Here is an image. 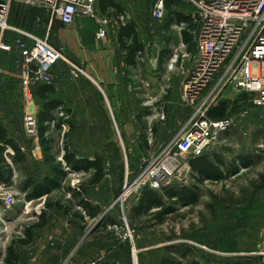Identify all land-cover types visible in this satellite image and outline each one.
I'll list each match as a JSON object with an SVG mask.
<instances>
[{
  "label": "rangeland",
  "instance_id": "rangeland-1",
  "mask_svg": "<svg viewBox=\"0 0 264 264\" xmlns=\"http://www.w3.org/2000/svg\"><path fill=\"white\" fill-rule=\"evenodd\" d=\"M152 2L120 1L125 19L141 26L140 34L143 33L144 42L145 29H150L152 23ZM190 10L188 5L180 8L182 13H189ZM155 29L159 47L155 50L161 48V40L167 39L176 59L169 60L164 66L160 63L152 66L151 53H146L138 73L122 75L123 88L115 95L95 86L85 70L77 67L79 65L75 62L77 66L68 60L50 67L57 98L63 103V109H59L56 116L63 124L60 130L51 128L46 148L40 146L39 140L35 145L24 137L20 83L8 80L16 88L17 84L19 86L17 92H11L12 101L8 93L0 94L5 105L0 108V124L6 121L10 136L23 148L27 171L18 166L11 186L0 184V264L10 245L21 261L25 256L40 254L45 256L47 264H63L72 249L75 240L64 244L60 238L66 234V228L60 225L64 222L62 212L51 211L48 213V225L43 229H34L32 226L38 223L37 217L43 211V200L26 202L21 193L27 175L40 181L50 175L52 167L63 166L61 156L64 146L78 158L102 157L106 177L101 185L89 188L84 186L86 175L69 174L61 183L64 191L55 195L60 197L65 194L68 201L70 195L65 190L83 186L84 197L100 205L105 213L97 233H103V238L111 236L110 241L116 246L128 247L132 264L135 261L136 264H158L161 257L169 259L170 264H189L193 261L198 264H264V107L253 105V97L242 92L227 95L210 109V118L231 117L235 121V127L228 131V136L221 138V144L207 151V155L218 154L226 163L234 164L231 175L221 182H206L199 186V199L193 206L179 208L170 202L168 205H173L174 212L163 223L151 221L139 225V229H130L134 235L133 243H121L113 233L103 229L109 214L117 217L120 213L116 220L120 223L122 215L119 204L113 203L114 198L135 181L144 168V161L155 158L190 116V111L182 106L180 100L179 30L172 28L163 38L158 32L160 25H156ZM47 42L50 46L54 44L53 39ZM76 68L81 73L75 72ZM11 85L8 88H14ZM133 93H139L141 100L116 103L115 96L128 97ZM239 157L249 160L252 165L244 168L239 161H235ZM193 184L190 171L183 165L181 172L166 187H190ZM6 196L12 200L10 207H6ZM132 200L126 201L125 210L133 203ZM99 218L87 220L83 227L85 231L81 234L86 233ZM65 221L69 224V220ZM69 225L79 231L78 223ZM27 228H30L34 241L29 246H20L17 241L23 239ZM165 245L169 253L163 256L168 251ZM59 253L60 258H56Z\"/></svg>",
  "mask_w": 264,
  "mask_h": 264
},
{
  "label": "built area",
  "instance_id": "built-area-1",
  "mask_svg": "<svg viewBox=\"0 0 264 264\" xmlns=\"http://www.w3.org/2000/svg\"><path fill=\"white\" fill-rule=\"evenodd\" d=\"M0 2V30L7 29L10 5L20 3L45 10L64 26L77 19L95 18L97 28L95 40L106 48L109 43V28L118 29L125 17L115 21L98 17L96 0H3ZM190 10L191 27L186 30L190 43L180 42L178 69L182 76L181 104L190 111L182 129L162 147L160 153L148 161L135 181L123 189L115 204H119L122 217L120 223L107 226L121 243H133L134 235L126 217V201L138 200L142 190L161 191L170 180L179 174L182 166L190 171L189 159L207 153L211 147L221 144V136L235 127L231 117L221 120L209 118L210 109L227 95L242 92L253 97V105L264 107V0H182ZM165 14L164 0H154L151 16L162 23ZM32 45L16 40L24 75L23 95L30 97V87L37 84H53L50 67L65 59L62 49H55L47 39L29 37ZM10 48L0 41V52ZM171 59H176L172 56ZM177 63V61H175ZM81 73L79 69H75ZM1 116V110H0ZM24 137L38 141L39 123L37 115L26 111L21 121ZM53 128V125L51 126ZM6 207L12 205L5 197ZM83 264H95L86 262Z\"/></svg>",
  "mask_w": 264,
  "mask_h": 264
},
{
  "label": "crops",
  "instance_id": "crops-1",
  "mask_svg": "<svg viewBox=\"0 0 264 264\" xmlns=\"http://www.w3.org/2000/svg\"><path fill=\"white\" fill-rule=\"evenodd\" d=\"M114 1L118 5H120L122 10L124 9L123 5L120 3V1H123V0H114ZM153 3H154V0L152 2V5ZM152 5L150 8V18H151L152 23H151L150 29L149 28L145 29V35H146L145 42H144L143 33L141 32L142 35L140 34V30L142 29L141 26L137 22H132L135 25V30L138 34L139 42L143 45V50L141 53H138L137 55L136 66L127 67L124 63V53L119 49L118 44L116 42V35H117L118 29L113 30L111 27L108 29L109 30V34H108L109 43L106 48H102L97 44L95 40L97 19L95 18L77 19L73 24L69 26H64L60 23V21L53 19L51 15L43 9H40L38 7H29V6L20 4V3L13 2L10 5L8 17H7V27L8 28L5 29L4 31L0 30V41L4 45L10 48L9 52H0V74H1L0 94L8 93L12 101L14 98L12 97L11 92L13 90H16L19 85L15 81V84H17V88H16L15 86L11 85L9 81L11 80L13 82L14 80L19 81L20 96L23 101V108L21 109L20 112L24 113L26 111H29V112H32L38 115L41 109L42 102L34 96V92L36 91V88L38 86H47V85L37 84L33 87H30L29 89L30 97L28 99L24 97L23 85H22V81H20V74H22V77H23L24 69L22 67V62H21L19 52L16 48V40H22L23 42L29 45H32L33 41H31L29 38L32 36L40 40L42 39L52 40L53 39L54 44L52 47H54L55 49H62L65 55V59L67 61L69 60L75 66H77L76 64H78L79 66L77 67L84 69L86 75L92 79V82L95 84V86L101 88L102 90L106 91L109 94L111 93L115 95V93L118 90H121V88H123L122 75H124L125 73H127V75H130V73L132 74L138 73L139 70L142 68L143 56H145L146 53L148 52L151 53L150 64L152 66H155V65L157 66L159 63V56H160L161 51L165 50L166 48L170 50L169 48L170 43L167 39L161 40V44H160L161 48L155 50L156 48H159L157 46L158 38H156L155 36V34H157V31H156L157 29H155V26L160 25V29H158V32H160L164 36L163 38L167 37V34L170 32V30H165V27H164L166 23V10H165L164 19L162 23L161 24L157 23L156 21H154V19L151 16ZM96 12H97L98 17L104 18V16L100 15L97 6H96ZM122 14L125 15L124 10ZM184 14L187 15L188 13H184ZM106 18L110 19L112 22L116 20V18H113V17L112 18L106 17ZM186 26L188 27V25ZM179 27L180 25L173 26L172 28L179 29ZM181 32L182 31H179L180 33L179 42L184 43L181 37ZM171 58L169 57L167 60H165L162 66H164L167 62H169ZM8 77L10 78L8 79ZM10 85L14 88H11V89L8 88ZM52 86L55 88L54 85ZM133 94H134L133 96L128 94L129 100H128L127 95L115 96V101L117 104H121V103H128V102L136 103L137 100H141V96L139 93H133ZM56 97H57V90H56ZM35 101H37L38 103L36 104ZM4 106L5 105L3 104L0 98V108L2 109L4 108ZM10 106L12 108V104H10ZM211 119L221 120L224 118L218 119V118L211 117ZM0 125L3 128H5V130L7 131L8 137L13 139V137H11L9 134V128L7 127L6 121ZM224 138L225 136L223 137V139ZM33 143L37 145L38 141L33 142ZM16 144L19 146L17 142ZM19 148L21 152L25 155V153L23 152V148L21 146H19ZM10 156H13V151L10 148H8L5 152V157L9 163H10L9 161ZM89 160H92V159H89ZM89 188H92V187H89ZM22 189H23V186H22ZM22 189H21V193L24 195V192L22 191ZM155 193L162 195L163 192L158 191ZM117 196L114 198L113 201H115ZM83 198L87 200L90 204H92L93 206L100 207V205H98L95 202H92V200H88L85 197ZM162 199L163 201H166V205L169 206L168 204L170 203L164 196H162ZM41 200H43L44 202V198ZM135 206H136V202L130 203L127 206V210H126L127 219H128V222L130 223V227L132 226L131 227L132 230L139 229L140 228L139 225L141 224H146L151 221H157V219L153 217L154 214H156L155 213L156 210H153L152 212H148V213L142 212L138 216H136V214L130 212V209L134 208ZM51 211L46 212L47 223L49 222L48 213H50ZM104 214L105 213H103V210L100 207V214L97 216V217L100 216L98 220L99 224L97 221V223L93 225L89 230H87V232L84 234H81L85 231V230L82 231L81 228L84 227L85 224L63 214L64 222H62L60 225L66 228V234H64V236H60L61 241L62 243L65 244L68 241L75 240V242L73 243V247L69 251V253L66 255V259L64 260L63 264H83L89 261L95 262V264H132L131 259H130V251L128 247H126L125 245L116 246L113 243V241H110L111 236L105 235L107 237L103 238L102 237L103 233H99V232L97 233L96 230L99 228L100 220L104 218ZM117 215H118L117 217H114V215L109 214V217L105 219L106 223L108 219H111L116 223L114 225L119 224L117 223L116 220H118V218L120 217V213H118ZM64 217L65 219L69 220V224L71 225L73 223L75 224L78 223L79 231L71 227L68 224V221H65ZM85 220L87 221V218ZM163 222L164 220L161 223ZM158 223L161 224L160 222ZM164 247H166L168 251L163 253V256L169 253V248H167L168 246L165 245ZM142 249L143 247L141 246L140 250ZM60 256H61V253H59L58 255H55L56 258H60ZM134 263L136 264V261ZM19 264H47V262L45 261L44 255L34 254V255L25 256L23 261H21V257L19 256ZM158 264H170V261L166 257H161V259H159L158 261Z\"/></svg>",
  "mask_w": 264,
  "mask_h": 264
},
{
  "label": "trees",
  "instance_id": "trees-1",
  "mask_svg": "<svg viewBox=\"0 0 264 264\" xmlns=\"http://www.w3.org/2000/svg\"><path fill=\"white\" fill-rule=\"evenodd\" d=\"M96 6L100 15L104 17L119 18L124 17L123 10L114 0H96ZM166 10V23L165 30H170L173 26L188 25L191 27L190 11L187 15L180 11V8L185 7L182 0H164ZM182 40L185 44L190 43V38L186 30L181 32ZM116 42L119 49L124 53V63L127 67L136 66V58L138 53L143 50V45L139 42L138 34L135 30V25L132 22L125 20L124 24H120L117 30ZM172 57V51L162 50L159 56V63L163 65L165 60ZM53 85V84H52ZM50 86H38L34 92V96L42 102L41 109L37 115L39 128L38 138L41 147H47L49 139L48 133L53 129H61V120L57 118L56 112L63 109V103L56 97L55 88ZM208 116H210V111ZM70 124V123H66ZM70 126V125H69ZM70 129H73L71 127ZM228 136V132L222 135ZM10 148L13 151V156L9 157L10 163L6 160L5 152ZM44 152V151H43ZM62 165L52 167L50 175L44 176L41 181H36L29 175L25 178L22 191L24 192V200L26 202H33L44 198L43 211L38 215V223L34 224L32 228L43 229L47 225L46 212L47 211H61L64 215L78 220L86 224L87 220H92L100 214V207L93 206L84 197V191L81 189L83 186L77 188H67L65 192L70 195V200H65V194L57 197L55 193L64 191L61 183L69 174L82 173L87 176L84 186L95 187L102 184L105 179L104 160L102 157L96 155L92 160L78 158L75 154L70 153L67 146L63 147V154L61 156ZM241 163L244 168H249L252 165L250 161L241 159L240 157L235 160ZM21 166L27 171L26 156L21 152L16 142L9 138L7 131L0 125V184L9 187L12 184L15 167ZM188 166L190 174L193 178L194 184L190 187L172 186L165 187L161 191L162 195L155 193L156 191L142 190L136 206L130 209V212L138 216L140 213H148L156 210L154 218L158 222H162L164 218L174 211L173 205L179 208L193 206L197 203L199 196V186L206 182L218 183L231 175L234 164H228L224 161L222 156L218 154L207 155L189 159ZM158 192V191H157ZM164 196L168 202H172L170 207L163 201ZM116 224L113 220L108 219L104 224L112 226ZM106 226V227H105ZM83 231V227L81 228ZM107 231V230H106ZM23 239H18L17 244L20 246H28L34 241V237L30 228L23 232ZM1 264H19V256L10 245L6 249L3 261ZM189 264H198L193 261ZM232 264H241L239 262Z\"/></svg>",
  "mask_w": 264,
  "mask_h": 264
},
{
  "label": "water",
  "instance_id": "water-1",
  "mask_svg": "<svg viewBox=\"0 0 264 264\" xmlns=\"http://www.w3.org/2000/svg\"><path fill=\"white\" fill-rule=\"evenodd\" d=\"M0 2H1V3H4V1H3V0H0ZM119 195H120V194H119ZM119 195H118V196H119ZM118 196H117V198H118ZM117 198H116V199H117ZM116 199H115V200H116ZM114 202H115V201H114ZM114 202H113V203H114Z\"/></svg>",
  "mask_w": 264,
  "mask_h": 264
}]
</instances>
